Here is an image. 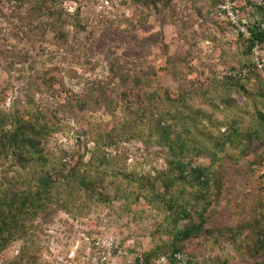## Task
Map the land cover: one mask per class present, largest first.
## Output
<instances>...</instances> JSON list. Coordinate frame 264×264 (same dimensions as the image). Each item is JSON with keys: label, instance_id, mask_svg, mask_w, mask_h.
Here are the masks:
<instances>
[{"label": "rangeland", "instance_id": "obj_1", "mask_svg": "<svg viewBox=\"0 0 264 264\" xmlns=\"http://www.w3.org/2000/svg\"><path fill=\"white\" fill-rule=\"evenodd\" d=\"M216 2L64 0L69 11L79 4L86 19V32L70 40V47L14 41L16 48L27 49V61L8 73L6 104L30 96L34 103L52 101L47 92L34 91L26 77L32 68L54 64L70 90L101 91L89 117L71 124L85 130L87 119L90 127L125 139L104 138L94 150L83 131L75 139L73 133H56L54 145L62 148L65 161L72 164L77 155L86 161L92 153L94 191L64 186L34 218L22 214L16 224L24 232L11 234L0 264H48L55 252L73 253L76 264H264V122L256 117L257 111L264 113V43L247 51L246 38L217 17ZM26 7L12 11L10 4H0V41L8 47L12 16H23ZM248 7L241 15L256 16V25L264 27V15ZM108 62L120 74L109 72ZM174 98L183 102V111L194 113L197 129L210 134L202 143L215 153L184 158L205 167L206 185L177 182L168 191L190 211L176 225L200 224L195 236L177 244L175 255L169 230L176 205L166 209L154 198L156 191H139L122 178L125 173L145 188L148 182L158 185L169 151L156 143L153 126L165 123L162 107L174 113ZM227 136L230 143H214Z\"/></svg>", "mask_w": 264, "mask_h": 264}, {"label": "trees", "instance_id": "obj_2", "mask_svg": "<svg viewBox=\"0 0 264 264\" xmlns=\"http://www.w3.org/2000/svg\"><path fill=\"white\" fill-rule=\"evenodd\" d=\"M63 1L0 0V4H10L12 11L27 6L23 16H12V47H8L4 39L0 41V191H5L0 194V250L11 234L13 237L14 234L24 232L23 227L16 224L20 216L25 214L34 218L47 201L51 202L53 191H59L64 186L86 192L94 191L92 173L95 169L90 166L92 153L86 161H83L81 155H77L72 164L65 161L62 148L54 145L56 133L65 136L73 133L76 134L73 136L75 139L79 131H83L92 138L94 150L104 138H110L109 143L125 139L119 132L111 135L90 127L87 119L85 130L71 124V122L78 124L79 118L84 114L89 117L91 105L101 98V91L94 95L91 88H86L84 92L70 90L63 83L60 67L54 64L32 68V73L26 77L34 91L47 92L52 101L44 98L34 103L30 96L23 103L17 98L5 103V90L11 86L9 71L15 64L27 61V49L16 48L14 41L24 40L26 45L29 43V47L36 41L47 42L65 49L70 45V40L86 32V19L79 13V4L69 11L63 5ZM216 1L217 5L220 0ZM238 3L240 8L246 6L241 4V1ZM251 24L253 28L250 35L244 39L247 51L254 42L264 43V27ZM109 62L108 71L113 75L120 74L118 67ZM2 75L4 77H1ZM167 96L164 94V100L172 102ZM118 98L121 99V96ZM174 102L178 103L174 105V113H171L170 107H162L165 123H158L157 128L153 126L155 128L153 132L157 133L156 143L169 151L165 160L167 170L161 174L158 185L148 182V188H145L139 181L136 182L125 173L122 178L136 183L139 191H156L153 192L154 198L161 201L166 209L176 205L170 215L174 222L172 229L169 230L171 251L175 252V255L178 252L177 244L195 236L200 230V224L176 225L179 220L188 219L190 211L183 203L178 204L177 198L171 200L168 191L177 182L200 187L206 185L208 177L205 167L191 166L184 158L193 154L213 156L215 153L212 151L208 153L203 145V139L207 140L210 134L203 129H197L194 113L191 110L183 111L184 105L179 98H174ZM166 115L169 117L166 118ZM256 117L264 122L263 112L257 111ZM217 141L214 142L216 145L223 146L226 142L230 143L231 138L227 136L223 141ZM101 163H107V157ZM6 170H9V174ZM100 173L105 174V171L102 169ZM116 173L121 174L119 170ZM188 176L191 178L187 179Z\"/></svg>", "mask_w": 264, "mask_h": 264}, {"label": "built area", "instance_id": "obj_3", "mask_svg": "<svg viewBox=\"0 0 264 264\" xmlns=\"http://www.w3.org/2000/svg\"><path fill=\"white\" fill-rule=\"evenodd\" d=\"M238 1H241L243 5H249L264 12V0H220L216 5L215 13L222 23L233 33L248 38L253 27L251 23L242 19ZM260 44L254 42L250 49L255 51ZM73 256V253L55 252L50 256L48 264H76Z\"/></svg>", "mask_w": 264, "mask_h": 264}, {"label": "crops", "instance_id": "obj_4", "mask_svg": "<svg viewBox=\"0 0 264 264\" xmlns=\"http://www.w3.org/2000/svg\"><path fill=\"white\" fill-rule=\"evenodd\" d=\"M247 6H249V5H247ZM247 6H244L243 7V9L244 10H247ZM249 7H251V6H249ZM248 7V8H249ZM253 9H254V13L255 14H258V16H262V15H264V12L263 11H261L260 9H257V8H254V7H252ZM242 9V8H241ZM242 11V10H241ZM242 16V15H241ZM242 18H243V20L244 21H246V22H248V23H258V19H257V17L256 16H254V17H245V14L242 16Z\"/></svg>", "mask_w": 264, "mask_h": 264}]
</instances>
